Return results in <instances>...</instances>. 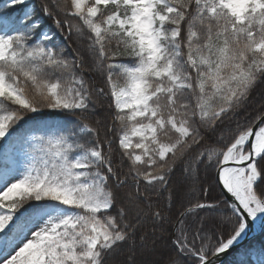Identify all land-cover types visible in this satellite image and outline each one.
I'll use <instances>...</instances> for the list:
<instances>
[{
    "label": "snow or ice",
    "instance_id": "6c2138e0",
    "mask_svg": "<svg viewBox=\"0 0 264 264\" xmlns=\"http://www.w3.org/2000/svg\"><path fill=\"white\" fill-rule=\"evenodd\" d=\"M25 3L0 5V264H112L125 247L123 264H217L264 224V105L248 112L264 0H42L67 47L33 10L11 15ZM94 93L112 98L115 149ZM169 228L173 251L148 259Z\"/></svg>",
    "mask_w": 264,
    "mask_h": 264
},
{
    "label": "trees",
    "instance_id": "16d2710c",
    "mask_svg": "<svg viewBox=\"0 0 264 264\" xmlns=\"http://www.w3.org/2000/svg\"><path fill=\"white\" fill-rule=\"evenodd\" d=\"M41 2L42 0H26V3L23 5H18L15 8L11 10V15L13 17H17L22 15L26 10H33V13L36 17L40 19V23L43 25V28L45 31H49L54 33V43L56 45H59L60 47H67L68 41L64 39V33H62L53 22V19L50 17H47L45 14H43L41 9ZM3 4V0H0V5ZM60 19H63L64 17L62 15L59 16ZM72 48L77 47L76 44L71 45ZM68 51L71 52V48H68ZM124 62H127L125 58H121ZM95 81V87H103L105 93H109V88L103 78L100 77H93ZM110 94L103 95L99 93H94V99L96 100V106L93 111V113L89 114V120L92 122L96 127L99 128L100 136L101 138L107 136H110L113 139V149L117 147L118 144V132L115 129H118V125L113 126L112 122V113L114 111L113 108L110 107ZM261 105H264V84H260L256 87V89L252 93L250 106L248 108V112L250 116H254L256 114V111L261 107ZM58 119L60 117H57ZM99 121L98 124L96 122ZM113 127L112 131H109V128ZM211 183L214 185V181H211ZM220 192V189L213 190V195H218ZM160 203L162 206H166L167 204V193H165L160 198ZM201 216L204 215H211L215 216L217 220L220 219L221 214H213V213H206V212H200ZM149 229L151 228V225L148 226ZM260 236L252 240L250 242V245L243 246L239 250H237L235 253L227 257L221 264H239L241 261H247V264H255V261L258 260L259 254L262 250H264V224H262V221H260ZM171 229L169 228L168 231H164L161 233L160 231H157V239H156V247L159 248L157 255H159V259L157 261H164L167 259L169 253L173 251L171 241L169 239ZM163 235V239H159V237ZM153 237H149V241ZM129 251L127 247L119 250L116 254H114L110 260L112 261V264L114 263H120V261L126 259V254Z\"/></svg>",
    "mask_w": 264,
    "mask_h": 264
},
{
    "label": "water",
    "instance_id": "95a60500",
    "mask_svg": "<svg viewBox=\"0 0 264 264\" xmlns=\"http://www.w3.org/2000/svg\"><path fill=\"white\" fill-rule=\"evenodd\" d=\"M251 219V218H249ZM260 225L257 226L254 222L251 224V227L248 230L247 236L237 245L236 249L229 252L227 255L221 256V259L217 261V264H221L227 257L235 253L237 250L242 248L243 246H248L250 245V242L252 240L257 239L260 236Z\"/></svg>",
    "mask_w": 264,
    "mask_h": 264
},
{
    "label": "rangeland",
    "instance_id": "374dc122",
    "mask_svg": "<svg viewBox=\"0 0 264 264\" xmlns=\"http://www.w3.org/2000/svg\"><path fill=\"white\" fill-rule=\"evenodd\" d=\"M110 102H111V105H112V103H113L112 98H110ZM113 109H114V108H113ZM3 151H4V146H3V145H0V170H2L3 167H4V160H3V155H2ZM260 221H261V220H257V221H256V225H257V226L260 225ZM159 248H161V246H159L158 248L156 247V249H155V251L152 253V255L149 256V257H147V258H148V259H152V260H156V261H157V260L159 259V255H157ZM138 258H139V257H138ZM123 261H124V260H123ZM123 261L121 260L119 264H123ZM114 264H118V263H114Z\"/></svg>",
    "mask_w": 264,
    "mask_h": 264
},
{
    "label": "bare ground",
    "instance_id": "6f19581e",
    "mask_svg": "<svg viewBox=\"0 0 264 264\" xmlns=\"http://www.w3.org/2000/svg\"><path fill=\"white\" fill-rule=\"evenodd\" d=\"M257 221V220H256ZM256 221L254 222L256 224Z\"/></svg>",
    "mask_w": 264,
    "mask_h": 264
}]
</instances>
